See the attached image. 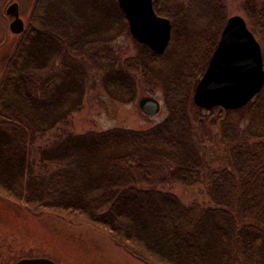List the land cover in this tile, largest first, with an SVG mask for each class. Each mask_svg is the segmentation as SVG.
<instances>
[{"label":"trees","instance_id":"obj_1","mask_svg":"<svg viewBox=\"0 0 264 264\" xmlns=\"http://www.w3.org/2000/svg\"><path fill=\"white\" fill-rule=\"evenodd\" d=\"M154 8L172 23L166 52L134 39L129 55L117 46L131 34L117 0L37 1L0 88V200L93 228L146 264H264V87L211 121L194 103L227 0ZM245 13L264 46V0H248ZM99 90L119 105L162 92L168 117L145 130L75 133L74 114ZM207 125L218 128L224 164L209 205L188 206L158 187L203 182ZM7 252L14 262L25 255Z\"/></svg>","mask_w":264,"mask_h":264},{"label":"rangeland","instance_id":"obj_2","mask_svg":"<svg viewBox=\"0 0 264 264\" xmlns=\"http://www.w3.org/2000/svg\"><path fill=\"white\" fill-rule=\"evenodd\" d=\"M8 1L0 0V22L3 21L2 14ZM13 1L19 3L21 16L30 21L38 0ZM247 1L227 0L228 18L242 16L251 25L245 13ZM5 34L3 27L0 26V43L4 41ZM134 39L132 34L123 36L119 39L117 46L122 50L127 49L128 54L132 55L135 53L132 45ZM19 41L10 34L5 46L0 48V88L5 79L7 64L14 57ZM262 48H264L263 45ZM145 96L155 97L162 103L163 107L159 115L151 117L141 111L139 102ZM215 109H213L214 113H212L213 110L203 109V114L208 121L219 119L221 116L218 108ZM167 117L168 110L162 92L151 95L142 90L135 102L119 105L99 90L97 93H89L86 96L84 109L73 116L72 128L77 134L120 128L145 130L161 124ZM224 117L228 120H236L241 117V114L229 113ZM201 135L204 160L203 182L191 186L173 183L158 187L160 190L173 193L188 206L209 205L207 198L209 181L213 172L224 164L222 157L224 145L220 141L218 128L207 125L201 130ZM8 249L17 253L23 252L25 255L22 258L19 257V260L48 258L58 264H146L117 245L110 237L93 228L75 226L57 217L36 216L25 208L0 200V264H15L18 261H11L5 256L8 255Z\"/></svg>","mask_w":264,"mask_h":264},{"label":"water","instance_id":"obj_3","mask_svg":"<svg viewBox=\"0 0 264 264\" xmlns=\"http://www.w3.org/2000/svg\"><path fill=\"white\" fill-rule=\"evenodd\" d=\"M130 26L132 36L158 55L166 52L172 35V24L159 16L154 0H118ZM15 18L12 32L21 34L24 22L18 3L8 9ZM264 87V57L262 46L242 16L230 17L209 66L200 79L194 103L206 110L223 108L238 110L246 107ZM139 106L147 116H157L162 103L152 96L143 97ZM16 264H58L48 258H27Z\"/></svg>","mask_w":264,"mask_h":264},{"label":"flooded vegetation","instance_id":"obj_4","mask_svg":"<svg viewBox=\"0 0 264 264\" xmlns=\"http://www.w3.org/2000/svg\"><path fill=\"white\" fill-rule=\"evenodd\" d=\"M15 3H17V2H16V1H13V0H9V1L7 2V5H6L5 8H4V12H3V14H2V17H3L2 20H3V21L0 22V26L3 27V29H4V31H5L6 34H5V39H4V41H2V43H0V48L5 46V44H6V40L8 39V37H9L10 34H12V36H13L15 39L17 38V40L22 41V40L24 39V37H25V35H26L28 29H29V19H27V18L21 16V13H20V6H19V14H20V18H21V19L23 20V22H24V31H23L21 34H15V33L12 32L11 24L13 23V21L15 20V18L12 17V16H10V15L8 14V9H9L13 4H15ZM18 5H19V3H18ZM20 41H19V42H20Z\"/></svg>","mask_w":264,"mask_h":264},{"label":"bare ground","instance_id":"obj_5","mask_svg":"<svg viewBox=\"0 0 264 264\" xmlns=\"http://www.w3.org/2000/svg\"><path fill=\"white\" fill-rule=\"evenodd\" d=\"M117 1H118V0H117ZM118 4H119V3H118ZM124 15H125V14H124ZM220 39H221V38H220ZM219 42H220V41H219ZM161 110H162V109H161ZM159 114H160V113H159ZM159 114H158V115H159ZM151 117H153V116H151Z\"/></svg>","mask_w":264,"mask_h":264}]
</instances>
